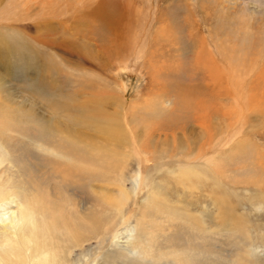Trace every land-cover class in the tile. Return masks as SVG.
I'll use <instances>...</instances> for the list:
<instances>
[{"label":"rangeland","instance_id":"1","mask_svg":"<svg viewBox=\"0 0 264 264\" xmlns=\"http://www.w3.org/2000/svg\"><path fill=\"white\" fill-rule=\"evenodd\" d=\"M105 113L128 124L148 163L106 138ZM203 123L205 136L218 128L210 144ZM61 138L112 151L132 190L110 240L90 235L76 264L98 263L110 244L115 264H131L136 239L142 264H264V0H0L1 172L17 192L68 201L76 218L97 205L104 222L112 180L74 190L42 164ZM195 141L218 177L180 179Z\"/></svg>","mask_w":264,"mask_h":264},{"label":"bare ground","instance_id":"2","mask_svg":"<svg viewBox=\"0 0 264 264\" xmlns=\"http://www.w3.org/2000/svg\"><path fill=\"white\" fill-rule=\"evenodd\" d=\"M199 56L198 60L201 57L202 60L203 56ZM189 106L190 102L187 108ZM205 113L202 114L204 116L202 119H205ZM122 122L116 114L105 113L101 125L106 138L111 143L123 145L127 148V153H135L145 165L149 162L146 151L139 148L138 140L134 138V140H126L125 137L131 134V130L128 124L125 126ZM205 126L204 123L199 125L200 137L203 138L202 140L205 139L206 144H210L217 136L218 128H212L214 131L205 136ZM194 144H197V150L188 151L184 165L181 167L180 179L187 181L201 174L202 177H218L217 160L211 156L209 160L208 157H204L206 152L200 141H195ZM41 151L44 153L42 164L59 177L58 181L61 185H65L68 181L74 190L87 191L93 180L104 184L113 182L117 186V195L113 198L111 208H108L104 222L92 216L95 215L93 210L97 205H88L85 207L86 214L76 218L70 213L74 205L68 201H61L50 193L44 194L38 191V188L29 195L15 191L14 187L17 183H13L9 175H3L1 172L3 161L0 160V264H76L77 262L72 260L73 249L76 247L82 249V244L93 234L97 235L96 239L103 240L102 243L110 240L109 230H112L119 218L124 215L122 206L131 198L132 190L130 192L127 190L126 180L114 163L112 151L108 153L100 147H80L65 138L54 141ZM125 165L121 164V167ZM140 169L141 166L138 165L137 171L128 180L135 187L142 176ZM38 185L34 184L35 188ZM136 193H138L137 189ZM139 241L140 239H136L130 249L124 250L129 253L124 257L131 264L139 262L142 264L147 261L145 259L149 252L141 251V241ZM146 244L149 245V241ZM119 256L120 253L115 252L110 244L109 250L97 255L99 261L96 264H115ZM122 264L126 263L122 261Z\"/></svg>","mask_w":264,"mask_h":264}]
</instances>
